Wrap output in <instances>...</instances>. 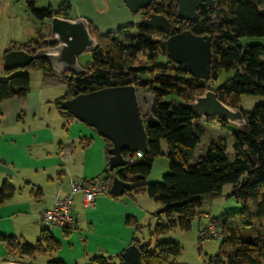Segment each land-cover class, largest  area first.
Masks as SVG:
<instances>
[{"label":"trees","instance_id":"obj_1","mask_svg":"<svg viewBox=\"0 0 264 264\" xmlns=\"http://www.w3.org/2000/svg\"><path fill=\"white\" fill-rule=\"evenodd\" d=\"M212 7L198 10L199 18L192 22H183L176 17L177 4L173 0L152 2L141 14L164 16L170 24V34H159L161 39H154L152 34L141 27H119L114 33L99 34L90 23V35L97 41V49L89 54L91 63L82 67L86 73L74 76L71 73L57 75L45 61H33L28 67L16 70H3L6 78L0 80V104L11 98H23L30 89L29 73L41 71L44 74L59 77L66 87L63 97L55 100L58 113L65 119L73 118L60 109L62 101L72 99L103 88L133 85L136 90L154 94L155 104L152 116L159 126L145 124L147 134V152L132 165L105 171L104 179L110 186L112 179L130 184L125 194H146L161 206L163 211L156 217L163 216L150 233L147 244H133L140 251L141 264H173L171 260L180 254L178 245L171 242H159L157 238L171 230L188 232L192 222L199 216L198 210L203 200L217 198L222 188L231 186L227 197L235 198L243 206L240 213H226L218 218H211L218 223L222 236L219 253L207 264H262L264 260V241L257 237L244 239L239 228H249L252 222L246 217L247 204L256 205L257 218L264 216V103L256 104L250 111L242 112L246 128L237 129L222 120L205 122L217 124L227 130L232 138V155L226 154V144L221 139L219 144H211L205 154L194 165L189 159L195 148L201 143L202 131L193 122L203 121L183 105L194 96L203 94L206 82L216 83L220 73L234 71V75L224 83L215 85L213 91L224 104L239 109L243 95L264 97V47L260 45L242 46V38L264 37V0H212ZM65 0L58 10L48 7L38 9L35 0H27L25 9L35 21H44L52 16H61L67 11ZM137 31L129 36L130 30ZM185 30L196 36L210 37L211 62L209 80L203 81L190 76L182 66L170 61L168 66H153L148 69L134 68L132 64L139 54L147 53L150 60L160 51L165 53V41L170 35ZM122 37L127 46L118 38ZM43 36L21 45L11 44L5 52L22 50L33 54L44 47ZM4 54V55H5ZM130 64L128 68L124 64ZM147 75L148 79H140ZM145 121V118H143ZM106 143L107 161L111 144ZM161 144L167 148L168 172L160 183H145L151 172L153 162L163 156ZM127 153H123L126 157ZM15 189L3 182L0 187V205L11 199ZM112 196L110 193L108 194ZM114 197V196H113ZM127 223L135 226L132 219ZM7 243L10 255L19 258L46 256L57 251L58 243L48 230H42L35 245L18 242L15 238H2ZM201 239V238H200ZM154 241V242H152ZM121 255V254H120ZM120 262V256L118 257ZM110 258L93 257L92 264H110ZM47 264H64L49 261ZM120 264V263H119Z\"/></svg>","mask_w":264,"mask_h":264},{"label":"crops","instance_id":"obj_2","mask_svg":"<svg viewBox=\"0 0 264 264\" xmlns=\"http://www.w3.org/2000/svg\"><path fill=\"white\" fill-rule=\"evenodd\" d=\"M65 1L68 9L60 17L86 19L99 34L115 32L120 27L119 24H124L121 25L124 27L132 26L131 13L121 0H99L107 10L98 12L91 7L93 0ZM26 2L24 0V8ZM43 2L41 9L50 7L54 11L61 4L55 7L50 0ZM39 3V0H35L36 8ZM84 7L87 12L85 14L77 9ZM28 20L32 23L46 21H35L31 17ZM13 21L23 30V22L19 24L16 20ZM33 33L26 41L18 42L16 39L9 42L6 38V43L2 44L0 32V75L3 78H6L3 73L4 54L11 44L21 45L36 40L39 35H49L41 34L38 29ZM29 77L30 89L25 97L11 98L0 104V187L3 182H7L15 189L14 196L0 205V262L8 261L6 257L11 256L7 243L2 238L13 237L18 242L35 245L41 231L48 230L58 243V249L46 255L48 259L45 264L53 260L64 264H92L91 259L98 256L110 258V264H119L118 257L133 244V240L144 244L137 238L143 223L150 222L153 218L156 219L155 227L163 219V216H155L161 206L146 194H124L121 197L97 196L91 207L83 209L81 196L77 194L72 210L78 218L72 230L64 231L43 224L40 212L52 207V197L56 193L60 196L66 193L69 178L76 177L86 181L104 178L109 167L105 140L94 129L74 118L65 119L58 113L54 102L66 93L62 80L41 71L30 72ZM193 125L202 131L203 137L189 159L190 165L199 161L209 145L219 144L224 137L220 134L224 129L217 124L196 121ZM209 132L214 133L216 139L203 145ZM161 152L163 156L153 162L145 181L147 184L160 183L168 172L169 162L164 144H161ZM58 183L63 184L60 192ZM228 194L229 192L225 194L226 197ZM220 198H223V194L209 199L210 208L216 210L215 201ZM236 201L240 203L239 200ZM236 207L238 206H234L233 210ZM222 210L226 214L225 207ZM200 217L199 213L198 220ZM204 217L219 216L204 213ZM129 218L135 226L127 223ZM37 257L39 256L35 258Z\"/></svg>","mask_w":264,"mask_h":264},{"label":"water","instance_id":"obj_3","mask_svg":"<svg viewBox=\"0 0 264 264\" xmlns=\"http://www.w3.org/2000/svg\"><path fill=\"white\" fill-rule=\"evenodd\" d=\"M127 10L137 15L152 2L161 0H121ZM177 4L176 17L181 21L192 22L199 18L198 10L212 7V0H173ZM49 35L44 37V47L33 54L22 50L9 51L4 55L5 70L24 69L33 61H45L57 75L71 73L84 75L86 71L80 66L79 58L93 53L97 41L90 35L86 19H68L52 16L48 19ZM146 31L167 35L170 32L169 21L162 15L151 14L140 21ZM166 57L192 77L206 81L210 77L211 46L210 37L196 36L188 30L169 36L165 41ZM155 96L152 93L136 90L133 85L103 88L72 99L62 101L60 109L75 120L94 129L96 133L110 142L108 150L110 171L125 165L123 153L141 152L147 148L145 124L159 126L153 118L152 111ZM183 107L205 122L222 120L228 125L245 129L246 123L241 110L221 102L213 91L206 90L194 96ZM145 118V121L143 120ZM130 184L112 179L109 193L121 197ZM163 211L161 209L159 212ZM120 264H141L140 251L135 245L127 247L120 255ZM0 264H29L23 262L1 261Z\"/></svg>","mask_w":264,"mask_h":264},{"label":"rangeland","instance_id":"obj_4","mask_svg":"<svg viewBox=\"0 0 264 264\" xmlns=\"http://www.w3.org/2000/svg\"><path fill=\"white\" fill-rule=\"evenodd\" d=\"M39 1L40 3L37 5V7L41 9L43 7L44 2L43 0H39ZM50 2L53 4V6L56 7L57 5L61 3V0H50ZM91 7L93 11H97V12L107 10V7L104 4H101L99 0H93V2H91ZM77 9H79V11L83 14L87 13L85 12L86 7L77 8ZM259 10L264 11V6L261 7ZM130 15L132 17L131 18L132 25L136 27L137 25H140V15H134L132 13ZM29 17L31 16L25 11V8H24V0H0V32L2 34L1 35L2 44L6 43L5 42L6 40H4L6 38L9 39V42L12 40L16 41V39L18 42L26 41L31 34L34 35L33 32L36 31L37 29L41 32V34H44V35L49 34L50 23L48 20L44 21L43 23H40V22L32 23L31 21L28 20ZM13 20H16V22L19 24L20 22H23V27H22L23 30L19 29V27L15 25ZM41 24H43L44 26H42ZM119 25L120 27H124V26H121L124 24H119ZM128 34L129 36H134L137 34V31L136 29L130 30ZM152 36L154 39H161V36L158 34L153 33ZM118 40L123 42L125 46L128 45V43H125L123 41L122 37H119ZM240 44L242 46L260 45L264 47V37L242 38L240 40ZM78 61H79L80 66L88 67L87 64L91 63V57L89 54H86V55L81 56ZM169 64H170V61L168 60L166 55H163L160 51H158L153 60H150L147 57V53L139 54L137 56L136 61L132 64V66L138 69L143 68V67L150 69L153 66H168ZM129 66L130 64L128 63L124 64L125 68H128ZM234 73H235L234 71L220 73L217 82L213 83V82L208 81L205 84V88L207 90L213 89L215 85L222 84L227 79L231 78L234 75ZM4 79L5 78H3L2 75H0V80H4ZM140 79H148V76L142 75L140 76ZM258 103H264V97L243 95L240 98L239 110L243 112H248ZM220 134L224 135L222 139H224L225 144H226V154L231 156L232 155L231 135L226 130L220 131ZM213 139H216V136L214 135V133L209 132V134L206 136V139L203 141V145H205L206 143H208L209 141ZM77 179H80V178H77ZM230 191H231L230 185H226L222 188L223 198H220L217 201H215V204L217 205L216 210L210 208L209 199L204 200L201 207L198 210L201 217L199 220L198 218H195L193 220L191 229L188 232H181L178 229H174L167 233H164L163 235L157 238V241L159 242H171L179 246L180 254L177 258H175L174 260H171L173 264H207V262L210 259H213L219 253L223 239L222 238L221 239H218V238L200 239L198 235V228H199V224L205 225L206 223V220L204 218V213H209V215L211 216L218 217L223 214L222 209H224V207L226 209V213L242 212L243 206L241 203H238V201H236L235 198L226 197L225 194H227L228 192L230 193ZM56 194L52 197V200L54 199ZM263 195H264V191H263ZM233 205L238 206L236 207V210H233L234 208ZM44 210H48V208H44L40 212V214ZM245 219L250 220L252 222V225L249 228H239L240 229L239 233L241 237L244 239H254V238L259 237L264 241V216L262 219L257 218V209H256L255 204L253 203L247 204ZM155 220L156 219L152 218L150 222L143 223L142 229L140 230L141 232L137 236L138 240L141 243L147 244L149 242V238H150L149 233L152 232L154 229ZM40 257L41 256L34 258V259L19 258L18 256L13 254L11 256L6 257V259L12 262H23V263H29V264H45V261L48 259V256H42L45 258H40ZM53 261H56V260H53ZM262 264H264V260Z\"/></svg>","mask_w":264,"mask_h":264},{"label":"built area","instance_id":"obj_5","mask_svg":"<svg viewBox=\"0 0 264 264\" xmlns=\"http://www.w3.org/2000/svg\"><path fill=\"white\" fill-rule=\"evenodd\" d=\"M142 158L141 152L127 153L124 157L125 164L132 165ZM66 186L68 190L62 196L58 193L53 199L51 209L44 210L40 214V221L45 225L61 228L64 231L72 230L77 222L78 215L73 210L74 197L81 196V206L83 209L91 207L97 196L108 195L109 185L104 178L93 180H80L76 177L69 178ZM58 191L63 189V184L58 183ZM205 225L199 224L198 235L201 239H221L222 236L218 230V223L212 221L209 217H204Z\"/></svg>","mask_w":264,"mask_h":264},{"label":"flooded vegetation","instance_id":"obj_6","mask_svg":"<svg viewBox=\"0 0 264 264\" xmlns=\"http://www.w3.org/2000/svg\"><path fill=\"white\" fill-rule=\"evenodd\" d=\"M137 15H140V21L142 20V19H144V18H147L149 15H151V14H147V15H143V14H141V13H138ZM183 22H185L186 23V21H183ZM137 27H141L140 25H137ZM148 32H150V33H154V34H160V33H158V32H151V31H148ZM169 34H170V32H169ZM169 34H167V35H169ZM161 35V34H160ZM171 36V35H170Z\"/></svg>","mask_w":264,"mask_h":264}]
</instances>
